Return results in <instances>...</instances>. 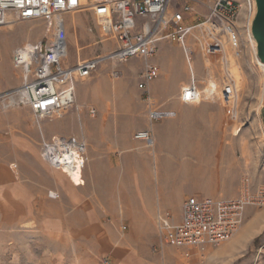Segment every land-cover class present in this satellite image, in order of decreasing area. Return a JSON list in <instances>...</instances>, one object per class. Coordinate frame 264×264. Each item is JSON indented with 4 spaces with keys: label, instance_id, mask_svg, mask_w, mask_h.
<instances>
[{
    "label": "rangeland",
    "instance_id": "obj_1",
    "mask_svg": "<svg viewBox=\"0 0 264 264\" xmlns=\"http://www.w3.org/2000/svg\"><path fill=\"white\" fill-rule=\"evenodd\" d=\"M189 1L193 10L186 14L184 23L195 25L205 19L215 0ZM184 3L185 0H172L169 12L183 9ZM97 6L98 10L83 8L62 14L68 31L65 64L95 56L104 58L91 77L80 81L87 90L81 92L77 86L74 105L60 117L39 119L29 106L13 104L5 108L6 101L0 102V168L14 169L17 181L26 184L27 178L21 172L17 174L18 168L23 163L32 166L36 154L42 161L44 137L80 138L87 142L85 180L89 166L86 127L104 125L97 132V139L105 142L100 144L101 150L109 147L110 157L103 158L101 167L104 174L116 177V186L125 181L128 195L117 192L111 200L86 196L81 189L83 185L74 186L67 173L53 168L79 194L78 201H71L77 217L69 218L68 208V211L56 212L47 205L50 194L63 206L69 205L66 189L56 190L59 197L56 192L47 191L45 198L37 197L32 205H24L21 197L7 199L3 173V178L0 177V264H116L117 255L130 254L142 264H264V219L258 218L264 204L256 203L261 193L264 194V75L255 58L256 46L250 28L246 27L245 3L238 19L242 50L237 58L239 70L231 76L224 69V57L202 49L199 39L207 44L214 40L203 25L196 26L188 35L187 45L193 50L195 74L203 91L200 102H186L181 97L182 88L190 79L182 46L171 40L161 41L160 46L174 45L183 52L186 70L175 58L167 79L171 88L182 73L188 76V81L181 84L179 93L174 89L161 91L157 82L163 72L150 83L152 105L177 110V115L155 120L149 116L150 103L145 92L137 85L146 60L135 57L114 63L107 58L113 54L115 42L102 28L100 6L104 13L107 8L102 4ZM53 34L54 28L49 27L46 18L0 27V92L13 90L22 82V70L13 63L14 51L24 44L50 39ZM113 70L123 76H115ZM227 77L236 95L233 114L221 97ZM211 81L218 84L214 95L207 91L212 87ZM176 102L189 107L181 113L174 108ZM146 129L153 133L152 146L134 138L135 133ZM19 139L32 140L35 151L32 154L19 151L15 143ZM161 161L162 174L157 168ZM12 163H16L14 167ZM70 193L77 197L74 188ZM181 193H185L182 204L191 195L205 194L227 198L248 196L255 203L246 206L240 229L232 239L205 249L193 248L186 256L182 248L163 240L157 222L160 208L170 210L177 218L178 210L159 202L164 195L177 199ZM149 197L155 200L153 209L147 205ZM234 241H238L240 248L231 260L226 254L214 255L215 249Z\"/></svg>",
    "mask_w": 264,
    "mask_h": 264
},
{
    "label": "built area",
    "instance_id": "obj_2",
    "mask_svg": "<svg viewBox=\"0 0 264 264\" xmlns=\"http://www.w3.org/2000/svg\"><path fill=\"white\" fill-rule=\"evenodd\" d=\"M172 0H0V26L11 19L15 21L46 18L54 28L53 37L18 47L13 53V63L22 70V82L13 90L0 92V102L7 105L29 106L34 115L41 118L62 116L71 107L77 95V83L91 77L99 68L103 57L95 56L79 60L75 65L65 64L68 56V33L62 15L75 9L93 8L97 4L107 6L102 19V28L115 42L112 50L116 62L135 57L146 60L140 73L138 87L145 92L150 103L149 116L152 120L173 116L174 111L154 107L151 102L150 83L160 74L159 66L151 61L159 51L163 40L175 41L182 46L189 65L190 82L182 89V99L200 102L203 91L199 88L193 64V50L187 45L188 35L196 26H204L212 39L211 43L199 39L203 50L218 54L219 41L229 42L235 56L241 55V32L238 19L242 3L238 0H215L205 19L195 25L184 23L186 14L193 10L185 0L181 10L169 12ZM247 13L252 18L255 0H245ZM60 16L57 19V16ZM251 16V17H250ZM246 27L251 19L246 17ZM106 57V56H105ZM107 55L108 59L113 58ZM115 76L121 72L113 70ZM214 91L211 95H214ZM224 105L233 114L236 107L235 89L230 84L221 91ZM95 113L94 109L90 110ZM134 138L152 146L155 143L150 129L140 130ZM42 159L54 168L66 170L70 175H81L87 153V142L80 138L53 136L41 142ZM255 203L248 196L239 198L213 195H191L183 202L182 217L177 220L168 209L160 208L157 222L163 240L182 248L186 256L193 248L205 249L209 245H220L230 240L240 229L245 208ZM257 204H264V194ZM126 225H123V229Z\"/></svg>",
    "mask_w": 264,
    "mask_h": 264
},
{
    "label": "crops",
    "instance_id": "obj_3",
    "mask_svg": "<svg viewBox=\"0 0 264 264\" xmlns=\"http://www.w3.org/2000/svg\"><path fill=\"white\" fill-rule=\"evenodd\" d=\"M180 45V44H179ZM154 60H151L152 62L156 63L160 68V73L162 76L158 80V85L162 92H169L173 91V89L179 93L180 86L183 82L188 81V76L184 75L183 73L181 76L178 77L175 85L173 88H171L169 82L167 79L169 78V75L171 74V70L173 69L174 65V59L176 58L178 63L181 64L182 69L186 67L184 65L183 60V52L180 48L169 45V44H163L162 46L159 45V51L158 53L153 57ZM173 58V59H172ZM67 65H75L68 63ZM190 74V71H188ZM190 82V79H189ZM188 82V83H189ZM122 85V84H121ZM77 86H79V90L86 91L87 86L85 83L78 82ZM183 89V88H182ZM182 93V92H181ZM182 97V96H181ZM187 102V101H186ZM188 105H182L181 103L176 102L174 108L178 109V111L181 110V113L183 110L187 109ZM175 114L177 115V110H174ZM104 125L99 124H88L86 127L87 131V137L89 140L88 143V155L87 159L89 162L88 168L85 170V183L80 185H74V186H82L81 189L84 191L86 196H103L108 197L110 200L114 199L116 197L117 192L123 194L124 196L128 195L126 193L127 184H125V181L123 180L120 187L115 185V178L114 175L107 176L104 174L103 169L101 167V164L103 163V158H109L110 155L108 154V148L103 147L101 150V146L105 145L104 141L98 140L97 132L103 130ZM33 129V128H31ZM12 141H15L13 139ZM18 146V150L22 152H30L35 151V145L32 140H26V139H19L15 142ZM12 142V146H13ZM30 149V150H29ZM14 164L12 163L11 166L14 167ZM18 164L15 166L17 167ZM49 165L45 163V161L42 159V161L39 160L37 154L32 160V166H27L26 164H21L18 168V173L21 172L26 178L27 182L26 184H20L17 180L18 178H15V170L10 169L9 167H5V169L0 168V177L5 178V183L7 186V199L9 200L12 198L13 200L16 198H22V201L24 202V205L26 203L28 205H32V201H34L37 197H44L47 195V191L56 192V190L66 189L67 193H69L70 197V203L69 205L63 206L56 197H52L51 194L48 195L47 202L45 199V205L52 206L56 212H62V211H69L71 212L69 218H75L77 217V209L74 210L73 204L71 201H78L79 194L76 191V188L73 187L68 183L69 181L63 180L56 171H54L53 167L49 168ZM12 167V168H13ZM159 167L158 171L160 170L161 174L163 169V161H161V164L157 166ZM131 168L128 169L127 172H129L130 178L132 176V171H130ZM158 172V174H160ZM27 187V190L25 188ZM74 188L76 192V198H74L70 191ZM119 188V189H118ZM137 192V187L134 188V193ZM57 193V197L60 196L59 192ZM136 194V193H135ZM138 195V194H137ZM185 196V193H181L177 199H171L170 195H164L163 199L160 200V204L169 206L173 208L174 210L179 211V215L177 216V220H180L182 217V210H183V204L182 199ZM45 198V197H44ZM34 203V202H33ZM147 205L150 209H153L155 206V200L153 197L148 198ZM68 208V209H67ZM48 210V209H47ZM258 218L264 219V211L258 214ZM57 218H55L56 220ZM232 239V238H231ZM238 241H234L232 243H229L225 246H221L214 250V255H222L226 254L228 259L231 260L237 253L238 249ZM228 260V261H229ZM116 264H142V261L139 258H136L134 255H126V256H118L116 258Z\"/></svg>",
    "mask_w": 264,
    "mask_h": 264
},
{
    "label": "bare ground",
    "instance_id": "obj_4",
    "mask_svg": "<svg viewBox=\"0 0 264 264\" xmlns=\"http://www.w3.org/2000/svg\"><path fill=\"white\" fill-rule=\"evenodd\" d=\"M98 2H102V0H98ZM244 3H245V5H246V7H247L246 2H242V9H243V4H244ZM99 4H102V3H99ZM102 5H103L104 7L107 8V6H105L104 4H102ZM100 9H101V11H102V17L104 18V14H105V13H104L103 7L100 6ZM242 9H241V11H242ZM60 16L62 17V15H60ZM60 16L58 15V16H57V19H58ZM250 17H251V16H250ZM248 19H251V18H249V13H248ZM15 22H16V21H15L14 19H11V20H10L7 24H5L4 26H13ZM0 27H3V26H0ZM67 32H68V31H67ZM250 33H251V30H250ZM251 37H252V39L254 40V42H255V46H256V41H255V39L253 38L252 33H251ZM252 39H251V41H252ZM219 44H220V49L218 50V54H219V56L224 57V58H223V66H224V69H225V71L231 76V75L233 74V71H237V70H239V65H238V60H237L238 57L235 56V53H234V51H233V48L231 47V45L229 44V42L227 41V39H226V40L219 41ZM253 51H254V53L256 54V55H255L256 60L258 61L260 67L263 69L262 72H263V75H264V63H262V62L259 60V58L257 57V46H256V50L253 49ZM110 56L113 57L114 55L112 54V55H110ZM111 59H113V60L115 61L114 63H116V59H115V57H113V58H111ZM122 76H123V75L119 76V78H121ZM227 82L230 83V84L232 85V82H231L230 78H228V77H227ZM211 84H212L211 89L207 90V91H209L210 94H211L213 91H214V93H215L216 90L218 89V87H217L218 84H217L215 81H211ZM232 86H233V85H232ZM77 100H78V98H77ZM6 102H7V101H6ZM6 102H5V103L3 102L5 108L8 106ZM76 103H77V101H76ZM73 105H74V104H73ZM73 105H72V106H73ZM77 107H79V104H77ZM5 108H4V109H5ZM53 168H54V167H53ZM54 169L61 170V171L65 172V173H67L66 170H63V169H58V168H54ZM83 173H84V169H83L81 175H79V172H77V173H72V175H70V174L67 173L66 175L69 176L70 180L72 181V183H73L74 185H80V184L85 183Z\"/></svg>",
    "mask_w": 264,
    "mask_h": 264
},
{
    "label": "water",
    "instance_id": "obj_5",
    "mask_svg": "<svg viewBox=\"0 0 264 264\" xmlns=\"http://www.w3.org/2000/svg\"><path fill=\"white\" fill-rule=\"evenodd\" d=\"M250 30L256 41L257 57L264 63V0H255V9L250 22Z\"/></svg>",
    "mask_w": 264,
    "mask_h": 264
},
{
    "label": "trees",
    "instance_id": "obj_6",
    "mask_svg": "<svg viewBox=\"0 0 264 264\" xmlns=\"http://www.w3.org/2000/svg\"><path fill=\"white\" fill-rule=\"evenodd\" d=\"M255 240H257V238Z\"/></svg>",
    "mask_w": 264,
    "mask_h": 264
}]
</instances>
